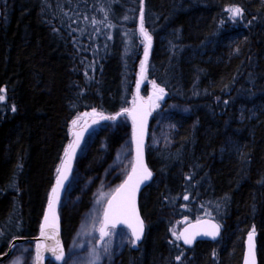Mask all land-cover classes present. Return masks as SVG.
Masks as SVG:
<instances>
[{"label": "trees", "instance_id": "trees-1", "mask_svg": "<svg viewBox=\"0 0 264 264\" xmlns=\"http://www.w3.org/2000/svg\"><path fill=\"white\" fill-rule=\"evenodd\" d=\"M141 12L152 38L141 96L173 141L147 149L146 235L121 263L241 264L254 231L264 264V0H0V253L37 236L73 121L133 105ZM117 139L99 136L86 173H100V144L110 158ZM91 194L62 212L63 232ZM203 217L221 222L220 238L184 247L177 231Z\"/></svg>", "mask_w": 264, "mask_h": 264}, {"label": "rangeland", "instance_id": "rangeland-1", "mask_svg": "<svg viewBox=\"0 0 264 264\" xmlns=\"http://www.w3.org/2000/svg\"><path fill=\"white\" fill-rule=\"evenodd\" d=\"M145 99L153 98L148 96ZM152 112L154 123L148 138V148L171 145L173 127L165 122L166 116L157 113L155 107ZM84 120L82 118L80 122ZM104 132L118 136L112 155L108 157L104 150L105 144L101 142L95 162L102 170L100 173H86L82 164L94 145L100 143L99 136ZM133 153L132 124L125 117L111 124H100L87 136L76 158L70 183L63 194L60 214L65 210L79 208L89 192L93 191V195L88 198L87 207L79 213L77 223L68 232H64L66 242L62 263L47 264H119V256L124 247L136 245L130 231L124 227L109 228V235L105 239H98V236L101 237L100 227L106 203L119 181L129 173ZM113 161L117 165L108 168ZM61 218L64 220V217ZM34 258L32 245L21 243L0 264H34Z\"/></svg>", "mask_w": 264, "mask_h": 264}, {"label": "water", "instance_id": "water-1", "mask_svg": "<svg viewBox=\"0 0 264 264\" xmlns=\"http://www.w3.org/2000/svg\"><path fill=\"white\" fill-rule=\"evenodd\" d=\"M144 76H145V71H141V74L138 78L137 87L135 89V101L131 106V108L127 111V114L132 121V138H133V151H134V161H133L132 169L133 167H136L138 169V172L141 170L140 164L138 163V159H137V139L139 135L138 124L141 118H143L144 128H143V136H142V161H143V166L146 167L147 170L151 172L150 178L143 180L139 184V188L135 193V204H134L135 214H138L139 219L143 222V232L141 235V239L136 242L142 241L146 234L145 223L141 215L140 206H139L140 196L142 191L151 183L153 179V171L150 169L147 162V141H148L150 120L152 116L151 103L149 100H144L140 94ZM133 115L136 116L135 122L133 119ZM105 117L107 116H100L99 114H94L85 124L81 125L80 127L77 126L78 125L77 121L75 124L73 123V128L71 130V135L73 136V141L71 144L72 147L68 149L63 165L57 175L56 183L54 186V189H56V193L55 194L52 193L50 199L55 201V216H56L55 228L49 227L44 219L46 215L49 216V222H51L52 219V213L49 211L48 208L49 204H48L41 221L40 232L38 236L34 238L19 237L13 239L9 245L7 252L4 254H0V262L3 261L11 253V251L13 250L14 246L17 243L31 241L34 242L35 264H47L49 261L62 263L63 260L56 259V257L59 255L61 250H63L65 256L64 241L62 240V228H61L62 221L59 212L60 203L62 201L63 194L70 182L75 164V159L84 138L96 124L107 121L108 119H105ZM77 141H78V146H77ZM132 169L129 172V174L125 177V179L122 181V183L118 187H116L114 192L109 197L105 206L104 214L105 211H107L109 208V202L116 204L117 201H119L121 197L124 196V191L121 190L120 192H117V189H120L121 186L125 184V181L128 179V177L132 175ZM113 197H116V200H113ZM124 219H130L133 223L135 222V215L132 213L131 207H129L128 209L127 216L113 217L110 214L108 227H112L111 226L112 223L115 222V227L128 228L132 235V229L128 227L127 224L123 222H119V221H123ZM104 227H105V216L103 215V223L101 225L100 232L101 229ZM108 227L105 228V231L107 230ZM217 228H218V234L215 236V238L203 234L204 232L216 231ZM220 235H221V223L210 217H203L198 220H192L190 222H187L179 230L178 233L182 245L186 248H193L196 245V243L201 241L218 240L220 238ZM250 235L252 237L251 241L249 240ZM132 237L135 240V237L133 235ZM185 237L192 239V243L186 244L184 242ZM256 237L257 235L254 231H251L246 235L241 264H253V262L254 264H258Z\"/></svg>", "mask_w": 264, "mask_h": 264}, {"label": "snow or ice", "instance_id": "snow-or-ice-1", "mask_svg": "<svg viewBox=\"0 0 264 264\" xmlns=\"http://www.w3.org/2000/svg\"><path fill=\"white\" fill-rule=\"evenodd\" d=\"M227 11H229L232 14V17H239L243 15V9L239 7H233L229 8ZM140 31L142 35L144 36V39L147 41V46L144 51V57L145 61L141 64V70L145 71L146 70V62L148 59V49L151 47V36L148 34V32L144 29L143 27V13L141 12V17H140ZM155 85V81L152 82ZM159 90V93L161 96H158L157 98H162V94L164 93L163 88H159V86H156ZM0 91H3L0 89ZM4 97L0 95V100H3ZM15 111V108L13 107L12 109ZM128 111V110H125ZM105 119H115V117H105ZM134 122L136 121V116L133 115ZM75 124L76 121H73ZM139 128V135L137 139V159L138 163L140 164V171L138 172V169L136 167H133L132 169V175L128 177V179L125 181V184L121 186L120 189H117V192H120L121 190L124 191V196L121 197L119 201H117L116 204H113L112 202H109V208L107 211H105V227L101 229V235L102 236H108L109 233L105 231V228L108 227L109 223V215L111 214L113 217H123L128 215V209L131 207L132 213L135 215V222L133 223L130 219H124L123 222L128 225L132 229V235L135 237V241H139L141 239V235L143 232V222L139 219L138 214H135V193L139 188V184L145 180L150 178L151 172L147 170L146 167L143 166V161H142V136H143V128H144V121L143 118L139 121L138 124ZM77 146H78V141H77ZM70 147H72L70 145ZM53 193H56V189H53ZM188 197L185 196L184 199H187ZM113 200H116V197H113ZM49 211L52 213V219L51 222H49V216H45V222L48 224L49 227L55 228V221H56V216H55V201L50 200L49 205H48ZM112 227H115V222L112 223ZM204 235L211 236L212 238H215V236L218 234V228L216 231L212 232H204ZM178 239L180 237H177ZM252 237L251 235L249 236V240L251 241ZM184 242L186 244H191L192 239L185 237ZM64 258V253L63 250L60 251L59 255L56 257L58 260H63ZM179 259V257H177ZM254 264V262H253Z\"/></svg>", "mask_w": 264, "mask_h": 264}, {"label": "bare ground", "instance_id": "bare-ground-1", "mask_svg": "<svg viewBox=\"0 0 264 264\" xmlns=\"http://www.w3.org/2000/svg\"><path fill=\"white\" fill-rule=\"evenodd\" d=\"M147 64V63H146ZM141 74V73H140ZM140 76V75H139ZM139 78V77H138ZM144 79H145V76H144ZM137 83H138V81H137ZM143 83H144V80H143ZM142 86H143V84H142ZM136 87H137V85H136ZM142 88V87H141ZM136 89V88H135ZM140 94H141V90H140ZM147 100H149L150 101V103H151V105H152V102H151V99H147ZM131 108V107H130ZM129 108V109H130ZM129 109H127V110H129ZM94 114H99L100 116H107V117H115V119H108L107 121H105V122H101V123H98V124H96L93 128H92V130L93 129H95V127H97L98 125H100V124H111V123H114V122H116L119 118V116H121V115H123L122 117H125L126 119H128V121L132 124V121H131V119H130V117L128 116V114H127V111H121V112H119V113H117V114H115V115H108V114H102V113H96V112H93V111H91V112H89V114L88 115H86L85 116V120L83 121V122H80V119H75L74 121H77V124L78 123H80L81 125H83V124H85ZM122 117H120V118H122ZM92 130L86 135V137L84 138V140H83V142H82V144H81V147H82V145H83V143H84V141H85V139L87 138V136L92 132ZM104 133H108V132H104ZM101 134H103V133H101ZM100 134V135H101ZM149 135H150V130H149V132H148V138H149ZM73 141V140H72ZM72 141H71V144H72ZM103 142V141H102ZM70 144V145H71ZM105 144V143H104ZM105 146H106V144H105ZM104 146V150H105V147ZM81 147H80V149H81ZM115 147V146H114ZM69 148H70V146H69ZM68 148V149H69ZM79 149V150H80ZM68 151V150H67ZM78 153H79V151H78ZM78 153H77V156H78ZM66 154H67V152H66ZM66 154H65V157H66ZM77 156H76V158H77ZM64 160H65V158H64ZM64 160H63V162H64ZM63 162H62V165H63ZM75 162H76V159H75ZM62 165H61V167H62ZM117 165V162L116 161H113L109 166H108V168H113L114 166H116ZM132 166H133V163H132ZM132 166L130 167V171H131V169H132ZM61 167H60V169H61ZM74 168H75V164H74ZM74 168H73V172H74ZM60 169H59V171H60ZM59 171H58V173H59ZM129 171V172H130ZM58 173H57V175H58ZM129 174V173H128ZM127 174V175H128ZM126 175V176H127ZM125 176V177H126ZM153 176H154V174H153ZM125 177L123 178V179H121L120 181H119V183L116 185V187H118L121 183H122V181L125 179ZM56 179H57V177H56ZM55 183H56V180H55V182H54V185H53V187H52V189H51V193H50V196H49V201H50V199H51V196H52V193H53V189H54V186H55ZM92 195H93V191H92ZM90 198V197H89ZM89 200V199H88ZM49 201H48V204H49ZM62 201H63V199H62ZM61 201V202H62ZM47 204V205H48ZM88 204V203H87ZM139 206H140V201H139ZM105 210V209H104ZM141 211V210H140ZM142 215V214H141ZM60 216H61V214H60ZM143 217V216H142ZM144 219V218H143ZM61 228H62V240L64 241V242H66V237H65V235H64V230H63V220H62V218H61ZM145 222V221H144ZM77 223V222H76ZM221 223V222H220ZM186 224V223H185ZM185 224H183L180 228H179V230L185 225ZM40 226H41V224H40ZM221 228H222V224H221ZM179 230L177 231V233H176V235H177V237H179L178 236V233H179ZM39 232H40V227H39V231H38V234H39ZM38 234H37V236H38ZM146 235V234H145ZM132 236V235H131ZM36 237V236H35ZM17 238H19V237H17ZM21 238H34V237H21ZM133 238V237H132ZM145 238V237H144ZM143 238V239H144ZM15 239V238H14ZM133 240H134V238H133ZM135 241V240H134ZM179 241H180V238H179ZM12 242V241H11ZM10 242V243H11ZM23 243H30L32 246H33V249H34V242H31V241H28V242H23ZM135 243H136V245L138 244V242H136L135 241ZM180 243H181V241H180ZM19 244H21V243H17L15 246H14V248H13V250L11 251V253L5 258V259H7L12 253H13V251H14V249H15V247L17 246V245H19ZM182 244V243H181ZM10 245V244H9ZM131 246H135V245H129V246H127V247H124V250H123V252H122V254L124 253V251H125V249L126 248H128V247H131ZM8 248H9V246H8ZM8 248L6 249V251L5 252H3V253H0V254H4V253H6L7 252V250H8ZM34 256H35V254H34ZM4 259V260H5ZM2 262V261H1ZM34 264H35V258H34Z\"/></svg>", "mask_w": 264, "mask_h": 264}, {"label": "flooded vegetation", "instance_id": "flooded-vegetation-1", "mask_svg": "<svg viewBox=\"0 0 264 264\" xmlns=\"http://www.w3.org/2000/svg\"><path fill=\"white\" fill-rule=\"evenodd\" d=\"M77 126L80 127L81 124L78 123ZM133 159H134V158H133V154H132V159H131V161H130V165H131V166H132V163H133ZM108 230H109V228H108L106 231L108 232ZM105 237H107V236H102V235H101V237L98 236V239H100V238L105 239ZM32 249H33V246H32ZM123 250H124V249H123ZM122 252H123V251H122ZM122 252H121V254H120V256H119V264H122V263H121ZM50 262H53V261H50Z\"/></svg>", "mask_w": 264, "mask_h": 264}]
</instances>
